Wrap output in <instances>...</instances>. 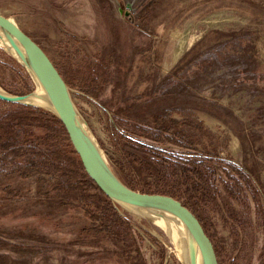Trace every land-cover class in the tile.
Instances as JSON below:
<instances>
[{
    "label": "rangeland",
    "instance_id": "rangeland-1",
    "mask_svg": "<svg viewBox=\"0 0 264 264\" xmlns=\"http://www.w3.org/2000/svg\"><path fill=\"white\" fill-rule=\"evenodd\" d=\"M0 13L50 57L119 178L187 204L219 264H264V95L198 90L238 133L205 111H162L175 99L164 78L232 31L255 33L264 74V0H0ZM0 87L35 90L4 43ZM30 108L0 100L1 126L19 134L0 142V249L29 264H186L154 218L89 190L47 110Z\"/></svg>",
    "mask_w": 264,
    "mask_h": 264
},
{
    "label": "water",
    "instance_id": "water-1",
    "mask_svg": "<svg viewBox=\"0 0 264 264\" xmlns=\"http://www.w3.org/2000/svg\"><path fill=\"white\" fill-rule=\"evenodd\" d=\"M0 40L35 86V90L24 95L11 94L0 87V100L50 112L64 127L85 174L116 208L173 223L189 238L201 264H219L214 244L192 210L172 196L136 191L119 178L84 123L66 81L50 57L12 19L1 13Z\"/></svg>",
    "mask_w": 264,
    "mask_h": 264
},
{
    "label": "trees",
    "instance_id": "trees-1",
    "mask_svg": "<svg viewBox=\"0 0 264 264\" xmlns=\"http://www.w3.org/2000/svg\"><path fill=\"white\" fill-rule=\"evenodd\" d=\"M263 82L264 74L259 67L255 33L249 30L232 31L220 37L212 46L204 51L197 53L191 58L182 60L180 64L164 78L162 84L164 90L163 94L168 97H175V99L174 101L166 102L162 107V111L166 115H169L171 111L181 112L184 109L205 111L223 119L236 133H238L234 124L236 122L237 125L242 123L234 117L232 112L224 106L206 101L199 97L198 90L203 86L213 84L215 88L214 91L248 90L253 93L261 92L264 95V89L261 87ZM185 92L190 94L189 97L184 101L179 100L178 97ZM30 109L36 112L43 111L38 108ZM42 113L50 117L53 130L65 137L67 146L70 149L69 154L76 156L83 180L89 182L86 186L89 190L101 192L85 174L80 159L75 153L62 124L51 113L47 111H43ZM147 133L148 132L145 130H142L139 136L147 137ZM16 134L17 133L12 131L11 127L8 125L2 127L0 124V142H2L1 147L4 151L9 149L11 146L10 144H18L17 136L19 134ZM152 138L155 141H159L157 137ZM56 158L57 157H54V159ZM121 179L126 183L123 178ZM127 185L135 190L133 186ZM184 205L187 206V204ZM29 260L30 259L26 257H8V255L0 249V264H29Z\"/></svg>",
    "mask_w": 264,
    "mask_h": 264
},
{
    "label": "bare ground",
    "instance_id": "bare-ground-1",
    "mask_svg": "<svg viewBox=\"0 0 264 264\" xmlns=\"http://www.w3.org/2000/svg\"><path fill=\"white\" fill-rule=\"evenodd\" d=\"M3 42L0 41V44ZM8 51L10 49L7 47ZM177 54V53H176ZM179 56H177L178 58ZM32 103H38L36 101ZM154 218L158 225H160L166 233L174 240L176 246L179 249L180 255L186 264H201L199 257L197 256L192 243L189 238L182 232L176 225L166 221L160 217L151 216Z\"/></svg>",
    "mask_w": 264,
    "mask_h": 264
},
{
    "label": "crops",
    "instance_id": "crops-1",
    "mask_svg": "<svg viewBox=\"0 0 264 264\" xmlns=\"http://www.w3.org/2000/svg\"><path fill=\"white\" fill-rule=\"evenodd\" d=\"M176 61V60H175Z\"/></svg>",
    "mask_w": 264,
    "mask_h": 264
}]
</instances>
